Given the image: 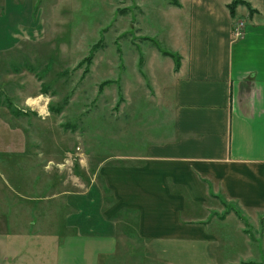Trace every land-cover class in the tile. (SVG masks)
<instances>
[{"label":"crops","instance_id":"crops-1","mask_svg":"<svg viewBox=\"0 0 264 264\" xmlns=\"http://www.w3.org/2000/svg\"><path fill=\"white\" fill-rule=\"evenodd\" d=\"M232 1L180 0L173 9L186 13L189 30L177 52L179 68L170 63V117L134 136L126 153L103 157L96 166L103 185L93 177L79 191H64L70 217L56 216L52 226L54 217L41 214L44 230L60 235L43 237L22 225L13 233L0 198V264H139V255L155 260L165 252L189 254L191 264L192 255L196 264H240L198 243L215 238L206 233L208 222L232 217L242 235L256 226L254 237L264 239V0H247L254 11L246 8L245 19L238 11L246 5L232 15ZM34 7V0H0V55L19 43V30L32 28ZM9 38L14 42L6 47ZM106 189L114 195L110 205ZM209 198L224 199L255 222L245 223L234 209L215 214L222 210ZM45 242L57 247L55 262L43 253ZM262 244L257 253L247 249L245 263L264 264Z\"/></svg>","mask_w":264,"mask_h":264},{"label":"rangeland","instance_id":"rangeland-1","mask_svg":"<svg viewBox=\"0 0 264 264\" xmlns=\"http://www.w3.org/2000/svg\"><path fill=\"white\" fill-rule=\"evenodd\" d=\"M34 1L32 28L19 30V43L0 55V198L5 199L13 233L22 225L43 231L44 237L60 232L44 230L41 214L54 217L55 226L56 216L64 221L73 212L65 205L64 191H79L93 177L103 185L102 176L96 175L103 157L126 153L137 140L134 136L144 137L169 114L168 76L175 59L162 50L177 53L186 45L189 19L173 10L181 6L180 0ZM246 8H239V17H247ZM13 42L9 38L4 46ZM92 50V63H83ZM28 97L36 110L18 107ZM45 107L51 115L42 119L38 112ZM120 160L125 161L110 162ZM223 200L209 198V205L222 210L212 213L235 210ZM113 201L107 191L106 204ZM215 222L205 225L215 238L198 243L203 248L213 244L221 261L245 262L250 243L256 253L262 249L264 239L254 237L260 234L256 226L246 232L249 239L236 217ZM56 248L43 245L52 262ZM139 256V264H191L189 254L178 252H165L155 260ZM192 257L196 264L198 256Z\"/></svg>","mask_w":264,"mask_h":264},{"label":"trees","instance_id":"trees-1","mask_svg":"<svg viewBox=\"0 0 264 264\" xmlns=\"http://www.w3.org/2000/svg\"><path fill=\"white\" fill-rule=\"evenodd\" d=\"M173 3L179 4L178 2H175V1H173ZM239 4L246 5L249 8L250 13H252L254 11V9L252 8L251 4L247 0H233L229 4L230 12H231L232 15H235V13H236V7ZM34 12H35V10H34ZM95 49L96 48H94V50ZM94 50H92L91 53L86 56V58L83 60V63H87V62H88V64L92 63V60L94 58ZM162 51H163V53L165 55H169V56H171V57H173L175 59V70H177L179 68V65H180V55L178 53H176V52L169 51V50H166V49H164ZM106 192H107V189H106ZM235 212L237 213V215L240 218H242L247 223L246 219L241 216L242 214H240V211L239 210L235 209ZM240 264H253V262H246V263L245 262H242Z\"/></svg>","mask_w":264,"mask_h":264},{"label":"clouds","instance_id":"clouds-1","mask_svg":"<svg viewBox=\"0 0 264 264\" xmlns=\"http://www.w3.org/2000/svg\"><path fill=\"white\" fill-rule=\"evenodd\" d=\"M36 99H45L46 101L48 100V98L46 97H38ZM34 99L32 97H28L25 99L24 101V106H19L18 107H21V110H25L26 108H33V110H36L34 108ZM38 115L41 116V118H46L47 116L51 115V113L49 111H47L46 107L45 108H42L39 112H38Z\"/></svg>","mask_w":264,"mask_h":264},{"label":"built area","instance_id":"built-area-1","mask_svg":"<svg viewBox=\"0 0 264 264\" xmlns=\"http://www.w3.org/2000/svg\"><path fill=\"white\" fill-rule=\"evenodd\" d=\"M236 33H237V34H239V33H238V30H237V32H236ZM77 149H79V147H78Z\"/></svg>","mask_w":264,"mask_h":264}]
</instances>
